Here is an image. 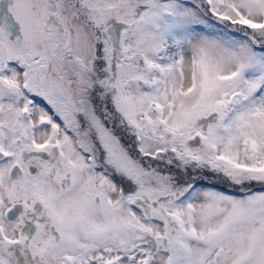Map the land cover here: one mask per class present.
<instances>
[{"label":"snow or ice","instance_id":"snow-or-ice-1","mask_svg":"<svg viewBox=\"0 0 264 264\" xmlns=\"http://www.w3.org/2000/svg\"><path fill=\"white\" fill-rule=\"evenodd\" d=\"M0 264H264V0H0Z\"/></svg>","mask_w":264,"mask_h":264}]
</instances>
